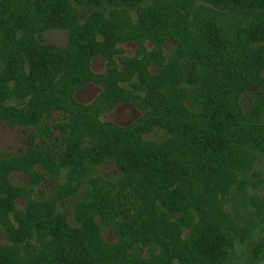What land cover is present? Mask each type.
Returning <instances> with one entry per match:
<instances>
[{
    "label": "trees",
    "instance_id": "trees-1",
    "mask_svg": "<svg viewBox=\"0 0 264 264\" xmlns=\"http://www.w3.org/2000/svg\"><path fill=\"white\" fill-rule=\"evenodd\" d=\"M10 1L0 0V46L17 38L16 33L21 32L22 36L29 35L31 46L41 48V33L45 27L67 28L58 22H44L34 29L28 25L37 15L52 21L51 15L46 16V11L52 14V9H45L52 6L51 0H34L38 3L36 6L26 4L24 9L18 2L17 10ZM201 1L205 11H191L184 20L181 9L172 12L169 6L161 8L158 0H63L68 10L66 13L72 19L69 29L81 31L88 28L92 38L106 48V52L90 50L88 58L101 53L114 55L122 42L135 41L138 47L146 49V42L151 41L159 49L156 57L160 59L163 43L173 42L174 50L181 51L175 58L176 66L198 75L202 108L194 115L185 105L174 103L168 92L163 93V87L168 83L169 86L173 83V89L182 86L180 80L184 77L177 79L171 73L162 75L161 68L166 64L161 60L157 62L155 80L145 82L147 95L140 96L147 105L144 127L165 129L170 134L168 139L153 146L156 148L141 149L138 147L140 143L132 144L128 139L122 144L109 146L112 137L106 136L105 150L102 149L105 157L99 156L96 162L99 168L94 170V182L91 181L92 186L98 179L112 181L100 168L109 160L121 168L120 175L129 177L125 188L130 187L138 193L140 188L145 189V183H150L154 184V194L143 203L146 211L142 213L143 207L137 215L130 213L128 205L131 201H127L124 194L110 201L101 199L105 211L112 210V214L121 211L124 218L114 225L105 222V228L116 235L115 240H107L103 237L99 220L82 218L84 210L97 204L91 203L94 197L91 183L87 185L72 180L71 190L58 192L57 177L50 173L47 178L42 176V181L48 178L52 181L50 196H43L41 200L32 196L30 187L37 186L33 180L35 176L37 181L38 176L22 161L30 151L40 153L48 141L45 131L40 130L41 112L49 109L70 111L65 104L69 99L73 104L79 103L69 92L68 98L55 100L53 105L39 111L43 103L52 102L48 93L60 79L47 75L51 69L47 67L48 63L45 65L43 56L27 54L31 74L38 80L31 79L30 75L24 85L18 73L13 77L17 81L16 89L19 84L28 87V92L35 97L33 104H37L33 108L39 112L28 113L31 121L27 123L0 115V120L22 122L34 129L26 137L29 147L24 154L7 158L18 164L0 171V188L4 185L8 189L5 196L0 195V206H9L0 217V233L4 236L0 235V264H17L24 258H31L27 261L29 264H114L116 259L127 260L130 264H148L147 259L155 254L165 258L168 264H229L232 261L236 233L224 222V199L230 195L236 181L249 173L256 161L264 156V0ZM23 13L25 15L20 16ZM14 14L19 16L15 28L8 24V17ZM229 15L235 17L233 26L226 24L225 16ZM238 20L241 21L236 25ZM196 29H200L197 34ZM153 53L145 50L137 58L152 57ZM72 59L75 61L76 57ZM38 66L46 72L42 73L43 80L39 79L38 72L33 74ZM126 67L123 62L122 70L117 67L110 70L109 88H121L120 83L125 78H116L114 72L123 73ZM9 69L8 64L1 75ZM140 70L137 62L132 72L140 74ZM46 82L50 87L44 90ZM105 90L109 94V90ZM120 99L109 104L110 107H115ZM105 107L109 109L108 105ZM60 122L63 121L57 123ZM113 125L118 130L126 129ZM56 128V124L52 125L53 130ZM137 133L142 134V130ZM37 138L39 143L35 142ZM74 142V146L79 147L77 139ZM92 142L91 152L98 144L101 149L98 138L94 137ZM3 159L0 157V164ZM41 167L42 171L44 166ZM13 172L27 175V183H13ZM76 174L73 175L76 177ZM28 188V193L23 192ZM19 198L26 203L23 213L17 214L15 202ZM44 205L47 210L39 212ZM67 207H71V217L61 210ZM98 213L96 218L99 219L103 213ZM185 226L190 232L183 237L181 233ZM26 236L30 240H26ZM117 249L122 250L119 256ZM260 259L256 253L254 262Z\"/></svg>",
    "mask_w": 264,
    "mask_h": 264
},
{
    "label": "rangeland",
    "instance_id": "rangeland-1",
    "mask_svg": "<svg viewBox=\"0 0 264 264\" xmlns=\"http://www.w3.org/2000/svg\"><path fill=\"white\" fill-rule=\"evenodd\" d=\"M18 2L23 4L22 9L27 5L32 7L38 4L34 0H11L10 3L17 6L16 10L19 7ZM51 5L50 8L45 9H52V14L50 11H46V16L49 17L51 15L52 21L47 17L41 19V16L37 15L28 25L34 29L38 28L44 22H58L67 25V28L57 26L45 27L41 33V45H43L41 48L31 46L29 35L24 34L22 36L21 32L16 33L17 38L14 37V39L7 40L0 46L1 116L11 117L26 123L30 122L31 115L28 113L31 114L32 111L39 112L42 108L51 104L53 105L55 100L58 101L60 98L66 97L69 92L72 93L73 100L79 103L78 105L73 104L70 99L65 103L71 112L66 109H49L41 112L40 130L46 132L43 133L48 136V141L40 153L30 151L28 152V156L22 161V164L38 176V182L35 176L33 180V183H37V186L30 187L32 189V196L38 200L43 199V196H50L49 194L53 187L52 181L49 178L42 181V176L47 178L50 173H54V176L57 177L56 185L58 192L71 190L73 188L71 185L72 180L75 182L76 180H80V182L87 185L91 181L94 182V170L99 168L96 162L100 155L104 156L102 155V149L104 148L103 151L105 150L106 136H111L113 140L109 142V146L122 144L123 141L128 139L132 141V144L133 142L135 144L137 143V145L140 143L143 147H138L141 149L144 147L156 148L153 146H159L168 139L170 134L165 129L159 127H155L154 129L144 127V122L146 121L144 115L148 114H145L147 105L140 98L142 94L147 95L145 82L155 80L156 72H158L157 62L160 60L166 64L161 68L162 75L171 73L177 76V79L181 78V76L184 77L180 80L183 85L177 86L176 89H173V83L171 84L172 87L169 86L170 83L164 85V94L168 92L171 98H173L172 101L174 103L185 105L187 107L185 108L189 112H193L192 114L194 115L200 113L203 102V96L197 85L198 75L176 66L175 58L181 51L174 50L173 42L167 41L163 43V53L160 59L156 57L159 49L151 41L146 42V49L141 46L138 47L135 41L122 42L118 45L119 48H116L117 50L114 55L108 53L106 56L105 53H101L88 58L90 50L106 52V48L92 38L91 31L88 28L81 29V31H71L69 29L68 26L71 25L72 19L69 16L70 14L66 13L68 10H66L63 0H51ZM158 5L161 8L169 6L172 12L181 9L184 20L186 14H190L191 11H205L201 0H158ZM24 15L25 13L20 16ZM133 15L131 14V16ZM18 17L15 14L13 17H8V24L15 28V20ZM225 17L228 26L235 25V17L230 15ZM240 21L238 20L236 25ZM199 30H195L196 34ZM229 32L231 33V31ZM11 43L13 44L12 46ZM12 47L16 49H12ZM145 50L149 52L154 51V56H143L141 59L137 58ZM27 54L43 56L46 61L45 65L48 63L49 66L47 67L51 69L47 75L57 76L60 79V82L57 85L55 84V88L51 89L48 93L52 96V102L49 100L43 103L39 111L33 108L37 105L33 104L35 97L32 96V93L28 92V87L24 86L30 75L31 79L38 80L31 74V62ZM73 57H76L75 61H73ZM136 61L139 63L141 69L140 74L132 72L134 66L137 65ZM123 62L127 64L126 71L123 73H114L116 78L123 77L125 81L120 83L121 88H109L108 77L111 74L110 70L115 67L118 70H122ZM8 64L10 65V69L4 75H1ZM41 68L43 67L41 66ZM41 68L38 66L33 74L38 72L39 79L43 80L45 76L42 73L46 72L40 70ZM60 71H62V74ZM15 73L20 75V82L24 83V85L19 84L17 89V81L13 77ZM49 87L47 82L43 84L44 90L49 89ZM182 88H184L183 92L181 91ZM105 89L109 90V94ZM62 92L63 95L61 94ZM105 99H107L108 104H106L109 106V109L105 107L107 106L105 105ZM118 99L120 100L115 107L111 108L109 104L116 102ZM28 115L30 118L27 117ZM146 118L149 117L146 116ZM59 120L63 122L57 123ZM22 122L12 123L7 120H0V157L4 158L0 164L1 172L18 164L17 162L7 160L8 157L21 156L29 147L26 143V137L34 129L32 130V125L26 126ZM54 124H56L57 128L53 130L52 125ZM113 124L119 127H125L126 129L118 130ZM105 129L110 135L105 134ZM139 129L142 130V134L140 135L137 133ZM94 137L98 138V142H100L102 147L99 150L98 144V147H94L91 152ZM74 139H77L79 147L74 146ZM38 141L37 138L35 142ZM88 144L91 145L88 146ZM95 150L97 152L93 153ZM70 152L73 153L69 155ZM90 153H93L92 156L89 155ZM90 157L93 158V161ZM115 164L113 161L108 160L100 166L101 172L105 176H109L110 178L108 179L112 181L98 179L94 186H92V183L90 186L94 196L93 200L92 197L90 198L92 200L91 203L94 202L95 204L97 202L92 209L100 210L94 212L92 209H86L82 212V218L86 220H99L103 237L107 240H115L116 235L109 228H105V222L114 225L121 223L124 218L120 214L121 211L114 212L116 215L112 214V210L109 212L105 211L101 199L104 198L110 201L112 198H117L119 194H124L126 200L131 201V204L128 205L130 213L137 215L141 211L140 209L144 207L143 203L145 200L151 198V195L154 194V184L150 183H145V189L140 188L138 193L130 187L125 188L129 177L125 178L120 175L121 168ZM41 166H44L42 171L40 170L42 168ZM75 172H77L76 177L73 175ZM11 179L15 184H20L21 182L26 184L28 177L25 174L23 175L22 172H13ZM28 190L29 188L23 190V192L28 193ZM7 191L8 189L3 185L0 188V195L5 196ZM12 191L15 192L16 189ZM120 200L124 202V199L121 198ZM25 203L26 201L22 198L16 200L15 206L17 214L23 213ZM201 204L203 203L201 202ZM224 204L226 207V214L223 217L224 222L226 226L234 228L232 232L236 233L234 237V254L229 264H264V156L256 161L249 173L243 174L238 179V182L236 181L231 189L230 195L224 199ZM8 207V205L0 206V217L5 214ZM43 207L39 212L47 210L46 205ZM70 209L71 207H67L61 210L67 212L68 216L71 217ZM144 209L142 213L146 211L145 207ZM99 211L103 214L98 219L96 217ZM36 213L34 211V214ZM182 230L181 234L183 237H186L190 232L187 226ZM0 235L3 236L2 233ZM25 239L30 240L27 236ZM34 239L37 240L38 237H34ZM260 246H262L261 249ZM116 253L119 256L122 254V250L117 249ZM256 253L261 256V259L254 262L253 258ZM13 254L15 255V252ZM18 254L19 252H16V255ZM26 254L29 253L26 252ZM158 258L156 254L151 255L147 259L148 264H168L165 258ZM27 261H31V258H24L20 260V263H17L15 260L17 264H29ZM135 261L138 262V260ZM114 264L130 263L127 260L121 261V259H116Z\"/></svg>",
    "mask_w": 264,
    "mask_h": 264
}]
</instances>
